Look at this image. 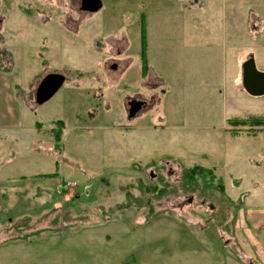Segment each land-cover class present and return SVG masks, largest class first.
<instances>
[{
	"label": "rangeland",
	"instance_id": "374dc122",
	"mask_svg": "<svg viewBox=\"0 0 264 264\" xmlns=\"http://www.w3.org/2000/svg\"><path fill=\"white\" fill-rule=\"evenodd\" d=\"M80 3L0 0L18 101L0 124V264H258L238 218L264 200V126L228 121L264 119L241 82L250 57L264 73V0ZM51 73L64 82L37 104ZM194 166L223 192L184 190Z\"/></svg>",
	"mask_w": 264,
	"mask_h": 264
},
{
	"label": "crops",
	"instance_id": "0c3cea01",
	"mask_svg": "<svg viewBox=\"0 0 264 264\" xmlns=\"http://www.w3.org/2000/svg\"><path fill=\"white\" fill-rule=\"evenodd\" d=\"M8 72L9 71L5 72L0 70V124H5L7 122L9 124L11 120L17 118L14 111L18 108V101L15 93H9V84L4 76V74H8ZM239 215V228L244 232L246 238L253 247V252L257 257L258 264H264V241H259L258 236L255 235L253 231L256 229H264V200L261 204H256V208L252 207L246 210H240ZM226 264L239 263L235 259L229 258Z\"/></svg>",
	"mask_w": 264,
	"mask_h": 264
},
{
	"label": "water",
	"instance_id": "95a60500",
	"mask_svg": "<svg viewBox=\"0 0 264 264\" xmlns=\"http://www.w3.org/2000/svg\"><path fill=\"white\" fill-rule=\"evenodd\" d=\"M101 7V0H81L80 9L82 11L94 12ZM241 82L243 89L252 96L264 95V73L256 69L252 57L242 63ZM64 82V76L59 73L47 74L39 83L35 92V101L42 104L53 96ZM142 103L131 101L129 115L134 116L141 108ZM264 167V164H263Z\"/></svg>",
	"mask_w": 264,
	"mask_h": 264
},
{
	"label": "trees",
	"instance_id": "16d2710c",
	"mask_svg": "<svg viewBox=\"0 0 264 264\" xmlns=\"http://www.w3.org/2000/svg\"><path fill=\"white\" fill-rule=\"evenodd\" d=\"M143 26L141 25V29H140V37H141V52H140V56H141V64H142V71L144 74L145 71V58H144V53H143V47H144V35H143ZM3 50H0V70L1 71H10V69L13 66V61L11 58L10 53H8V57H9V63L11 64V67H7L5 65V63H3L2 59V54ZM7 62V61H5ZM228 123H230L231 125H241V126H249V127H255V126H264V119L258 118V117H251L249 119H243V120H230L228 121ZM53 125H55L54 128H52V135L54 138V145H58L60 142V135H61V129L63 128V122L61 120H56L53 122ZM47 176H53L52 174L47 175ZM201 179L204 182H212L214 179H216V182L218 184V188L222 190V182L219 180V178H216L213 174V172L210 169H205V168H200L197 166L194 167H185L182 171V176H181V180H182V184L185 185L186 189L184 190H192V188H190L191 184H194L196 179ZM196 186V185H194ZM197 187H195L194 189H196ZM152 189H154V187H152ZM148 192L150 193L149 189ZM242 200V199H241ZM240 201H237V203ZM242 203V202H240Z\"/></svg>",
	"mask_w": 264,
	"mask_h": 264
}]
</instances>
